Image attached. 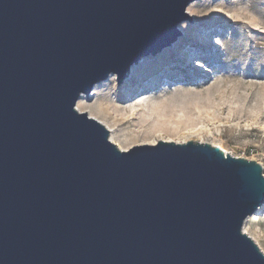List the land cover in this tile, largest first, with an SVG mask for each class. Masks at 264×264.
Listing matches in <instances>:
<instances>
[{
  "label": "water",
  "instance_id": "obj_1",
  "mask_svg": "<svg viewBox=\"0 0 264 264\" xmlns=\"http://www.w3.org/2000/svg\"><path fill=\"white\" fill-rule=\"evenodd\" d=\"M196 0H0V264H264L262 167L207 143L126 151L76 103L171 47Z\"/></svg>",
  "mask_w": 264,
  "mask_h": 264
},
{
  "label": "rangeland",
  "instance_id": "obj_2",
  "mask_svg": "<svg viewBox=\"0 0 264 264\" xmlns=\"http://www.w3.org/2000/svg\"><path fill=\"white\" fill-rule=\"evenodd\" d=\"M186 13L191 25H178L171 47L142 59L120 85L115 75L98 83L76 109L123 151L207 143L258 163L264 176V0H196ZM243 232L264 254V205Z\"/></svg>",
  "mask_w": 264,
  "mask_h": 264
},
{
  "label": "bare ground",
  "instance_id": "obj_3",
  "mask_svg": "<svg viewBox=\"0 0 264 264\" xmlns=\"http://www.w3.org/2000/svg\"><path fill=\"white\" fill-rule=\"evenodd\" d=\"M129 76H130V73L128 74L127 78H129ZM127 78H126V79H127ZM79 113H80V112H79ZM108 131H109V130H108ZM147 137H148V136H146V137L144 136L143 141H144V139L147 140ZM126 142H127L129 145H131L132 143H134V140H132V139H128V140H127V139H126ZM143 143H144V142H143ZM146 143H147V142H146ZM148 143H149V142H148ZM155 143H156V142H155ZM153 145H155V144L153 143ZM119 149L123 151L122 148H119Z\"/></svg>",
  "mask_w": 264,
  "mask_h": 264
}]
</instances>
